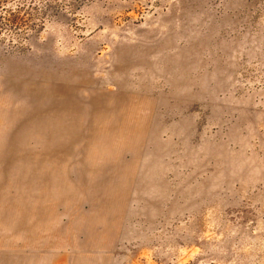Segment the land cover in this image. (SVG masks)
I'll return each instance as SVG.
<instances>
[{"label": "rangeland", "instance_id": "374dc122", "mask_svg": "<svg viewBox=\"0 0 264 264\" xmlns=\"http://www.w3.org/2000/svg\"><path fill=\"white\" fill-rule=\"evenodd\" d=\"M21 3L0 264H264V0Z\"/></svg>", "mask_w": 264, "mask_h": 264}, {"label": "trees", "instance_id": "16d2710c", "mask_svg": "<svg viewBox=\"0 0 264 264\" xmlns=\"http://www.w3.org/2000/svg\"><path fill=\"white\" fill-rule=\"evenodd\" d=\"M8 1L9 0H0V32L7 29H14L15 31L13 34L10 33V36L12 42H17L23 39L33 28L34 30L37 29L38 25L36 26L35 23L32 25V20L24 17L25 15L32 16L31 13L27 12L26 4L21 3L12 7H7Z\"/></svg>", "mask_w": 264, "mask_h": 264}]
</instances>
